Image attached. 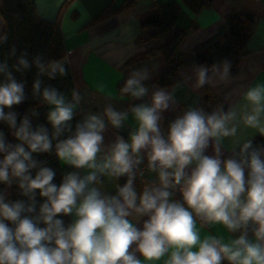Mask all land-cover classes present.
I'll use <instances>...</instances> for the list:
<instances>
[{
  "label": "clouds",
  "instance_id": "9594fccd",
  "mask_svg": "<svg viewBox=\"0 0 264 264\" xmlns=\"http://www.w3.org/2000/svg\"><path fill=\"white\" fill-rule=\"evenodd\" d=\"M231 69L224 58L181 75L199 90ZM67 75V59L15 45L0 59V264H264V82L182 107L179 83L137 68L119 87L132 103L85 109L79 88L45 82ZM53 153L71 169L59 184L36 158Z\"/></svg>",
  "mask_w": 264,
  "mask_h": 264
},
{
  "label": "crops",
  "instance_id": "0c3cea01",
  "mask_svg": "<svg viewBox=\"0 0 264 264\" xmlns=\"http://www.w3.org/2000/svg\"><path fill=\"white\" fill-rule=\"evenodd\" d=\"M64 1L33 0V3L40 19L59 25L64 39V59L68 61L73 87L79 88L84 96L85 109L102 107L108 102L121 107L132 103L130 97L119 95L117 83L126 79L132 70L144 67L151 71L154 83L162 67L160 55L139 56L167 42L175 30L183 33L177 49L186 52L213 35L222 23V15L230 9L253 14L256 18L246 43V54L232 73V80L196 90L193 81L183 82L181 75L193 66H182L177 71L180 84L177 98L182 107H187L200 104L206 88L212 89L222 100L241 85L264 82V0H215L195 17L181 4L175 26L157 36H152V28H140L139 19L153 7L170 0H136L128 9L92 24L90 20L106 6L118 7L124 0H69L63 5ZM192 22L195 27H191ZM0 29L3 30L1 17ZM111 139V133L106 134V142ZM106 190L115 191L111 185Z\"/></svg>",
  "mask_w": 264,
  "mask_h": 264
},
{
  "label": "trees",
  "instance_id": "16d2710c",
  "mask_svg": "<svg viewBox=\"0 0 264 264\" xmlns=\"http://www.w3.org/2000/svg\"><path fill=\"white\" fill-rule=\"evenodd\" d=\"M69 0H65L63 5ZM136 0H124L118 7L112 4L106 6L97 17L90 20L89 24L103 20L111 15L120 13L133 5ZM215 0H170L164 4L153 7L149 12L139 19L140 28H152V36H157L172 29L178 18L180 6H186L192 17H195L205 6L212 4ZM62 5V6H63ZM0 17L3 22V30L8 34V42L0 46V59H3L8 48L15 45L18 50L27 49L30 54L42 52L47 58L61 59L65 56L64 39L57 22H49L40 19L34 7L33 0H1ZM255 16L250 13L240 12L230 9L222 15V23L216 32L207 39L193 45L186 52L178 51L177 47L183 37V33L175 30L170 39L153 47L139 57L160 55L162 57V67L155 76L153 82L157 86H173L178 81L177 71L182 66H194L196 64H212L224 58L232 62L231 72L234 73L240 59L246 54V43L251 33V27L255 21ZM191 27H195L192 22ZM35 75V69L28 72L23 79L27 80V90L29 99L15 110L24 114L27 109L36 103L31 99V83ZM125 78L117 83V89ZM45 82L52 84L70 95L73 87L72 75L68 67L66 77H57L56 80ZM222 100L210 88H206L200 98V104L214 107ZM47 107L40 109V116L34 119V123L46 124ZM81 119L77 116L72 121L73 126ZM50 127V126H49ZM7 132L4 125H0ZM9 140H13L11 135ZM254 143L264 144V137L257 135ZM37 159L44 161L47 166L56 171L55 183L59 184L62 174L70 169L60 165L58 159L53 154H40ZM122 178L119 183H123ZM114 194V191H113ZM13 198H16L15 192ZM65 222H70V217H65ZM226 264V262H225Z\"/></svg>",
  "mask_w": 264,
  "mask_h": 264
},
{
  "label": "built area",
  "instance_id": "2783aa9c",
  "mask_svg": "<svg viewBox=\"0 0 264 264\" xmlns=\"http://www.w3.org/2000/svg\"><path fill=\"white\" fill-rule=\"evenodd\" d=\"M137 183H138V187H139V181Z\"/></svg>",
  "mask_w": 264,
  "mask_h": 264
},
{
  "label": "water",
  "instance_id": "95a60500",
  "mask_svg": "<svg viewBox=\"0 0 264 264\" xmlns=\"http://www.w3.org/2000/svg\"><path fill=\"white\" fill-rule=\"evenodd\" d=\"M125 137H127V134L125 133Z\"/></svg>",
  "mask_w": 264,
  "mask_h": 264
}]
</instances>
